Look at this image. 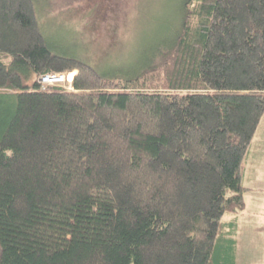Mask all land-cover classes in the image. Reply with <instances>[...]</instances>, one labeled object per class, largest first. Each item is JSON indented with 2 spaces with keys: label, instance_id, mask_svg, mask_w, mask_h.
Listing matches in <instances>:
<instances>
[{
  "label": "trees",
  "instance_id": "trees-1",
  "mask_svg": "<svg viewBox=\"0 0 264 264\" xmlns=\"http://www.w3.org/2000/svg\"><path fill=\"white\" fill-rule=\"evenodd\" d=\"M49 4L0 0V264H233L264 0H174L163 39L104 71L50 43Z\"/></svg>",
  "mask_w": 264,
  "mask_h": 264
},
{
  "label": "rangeland",
  "instance_id": "rangeland-1",
  "mask_svg": "<svg viewBox=\"0 0 264 264\" xmlns=\"http://www.w3.org/2000/svg\"><path fill=\"white\" fill-rule=\"evenodd\" d=\"M173 4L174 0H50L41 8L40 22L44 30H55L50 43H60L93 65H106L104 70L126 69L136 61L132 56H140L163 39ZM253 160L260 166L263 159L258 151Z\"/></svg>",
  "mask_w": 264,
  "mask_h": 264
},
{
  "label": "crops",
  "instance_id": "crops-1",
  "mask_svg": "<svg viewBox=\"0 0 264 264\" xmlns=\"http://www.w3.org/2000/svg\"><path fill=\"white\" fill-rule=\"evenodd\" d=\"M255 135L258 137L244 158L242 182L246 187L243 192L246 207L224 215L225 234L232 238L235 249L233 264H264V115ZM257 151L263 159L260 166H255L253 160Z\"/></svg>",
  "mask_w": 264,
  "mask_h": 264
},
{
  "label": "built area",
  "instance_id": "built-area-1",
  "mask_svg": "<svg viewBox=\"0 0 264 264\" xmlns=\"http://www.w3.org/2000/svg\"><path fill=\"white\" fill-rule=\"evenodd\" d=\"M42 80L43 87H47L48 85H59L69 83L68 87H70L71 79H69L68 74L64 72H48L40 77Z\"/></svg>",
  "mask_w": 264,
  "mask_h": 264
},
{
  "label": "bare ground",
  "instance_id": "bare-ground-1",
  "mask_svg": "<svg viewBox=\"0 0 264 264\" xmlns=\"http://www.w3.org/2000/svg\"><path fill=\"white\" fill-rule=\"evenodd\" d=\"M68 77H69V79H73V76H71V75H69Z\"/></svg>",
  "mask_w": 264,
  "mask_h": 264
}]
</instances>
